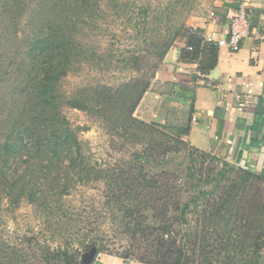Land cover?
I'll list each match as a JSON object with an SVG mask.
<instances>
[{"label": "trees", "instance_id": "16d2710c", "mask_svg": "<svg viewBox=\"0 0 264 264\" xmlns=\"http://www.w3.org/2000/svg\"><path fill=\"white\" fill-rule=\"evenodd\" d=\"M26 3L0 0V83L10 87L0 95V195L12 205L22 199L34 204L44 228L16 244L0 238V264H83L93 246L105 253L64 200L78 185L95 182L104 183V205L130 235L131 246L115 254L126 262L264 264V173L193 147L184 139L189 119L176 136L135 115L177 39L185 42L180 60L197 64L202 75L216 68L218 46L183 23L173 38L158 42L162 47L139 78L66 96L62 79L96 57L77 37L82 26L124 11L121 0H41L27 16L29 33L20 38ZM180 3L191 11V0ZM140 11L150 17V8ZM136 59L120 62L135 67ZM64 106L100 119L113 147L129 159L113 167L92 162L78 136L87 128H72L61 114Z\"/></svg>", "mask_w": 264, "mask_h": 264}, {"label": "rangeland", "instance_id": "374dc122", "mask_svg": "<svg viewBox=\"0 0 264 264\" xmlns=\"http://www.w3.org/2000/svg\"><path fill=\"white\" fill-rule=\"evenodd\" d=\"M40 1L26 0L29 8L18 26L20 38L29 33L27 16ZM180 1L121 0L120 4L124 11L120 10V13L113 14L105 12L106 14L96 23L91 21L82 26V31L77 35L78 39L90 50L95 51L96 57L103 56L105 62L97 64L98 58L91 59L90 56L79 62L77 69L62 79L60 83L62 92L66 96H71L85 86L116 87L139 78L141 73L152 65L150 57L162 47L157 45L161 39L173 38L174 29L192 17L206 14L211 7V0H191L192 9L188 13L187 9L181 7ZM142 8H150L148 12L150 17L140 11ZM176 42L180 43L178 39ZM12 50L16 49L13 47ZM132 56L137 57L135 67L128 68L120 62ZM155 88L160 90L158 85ZM8 89H10L8 85L0 83V95L6 94ZM169 96L170 94L160 100H155L153 95L147 96L135 115L147 122L158 123L170 134L178 136L180 128L187 120L189 107L185 104L177 105L175 99ZM61 114L72 128H87L79 131L78 136L92 162L113 167L120 161L129 159L127 152H121L113 147L111 137L100 119L68 106L61 109ZM105 190L103 182L78 185L64 200L66 208L75 220L88 224L91 235L106 246L105 253L120 255L131 246L130 235L120 226L119 221L110 216L104 205ZM43 228V218L34 204L22 199L19 205H12L7 198L0 195V238L9 239L11 243L16 244L18 238L32 236ZM39 240H42L41 236ZM141 255L142 252H137V256ZM127 262L142 264L131 258Z\"/></svg>", "mask_w": 264, "mask_h": 264}, {"label": "crops", "instance_id": "0c3cea01", "mask_svg": "<svg viewBox=\"0 0 264 264\" xmlns=\"http://www.w3.org/2000/svg\"><path fill=\"white\" fill-rule=\"evenodd\" d=\"M210 5V11L188 19L186 25L201 29L205 37L227 39L243 7L251 29L240 50L218 47V72L213 79L214 69L202 75L197 64L180 60L185 42L178 39L180 43L168 51L139 107L149 95L160 100L170 94L177 105L189 107L188 113L193 108L191 116L187 115L190 132L184 138L193 147L264 173V0H211ZM92 264L134 263L100 253Z\"/></svg>", "mask_w": 264, "mask_h": 264}, {"label": "built area", "instance_id": "2783aa9c", "mask_svg": "<svg viewBox=\"0 0 264 264\" xmlns=\"http://www.w3.org/2000/svg\"><path fill=\"white\" fill-rule=\"evenodd\" d=\"M210 16L214 17L215 13L212 11ZM250 29V16L247 10L242 7L232 21L230 34L227 39L215 40L212 36H206L205 38L208 42L215 43L219 48L227 47L236 52L240 50L243 40L249 36Z\"/></svg>", "mask_w": 264, "mask_h": 264}, {"label": "water", "instance_id": "95a60500", "mask_svg": "<svg viewBox=\"0 0 264 264\" xmlns=\"http://www.w3.org/2000/svg\"><path fill=\"white\" fill-rule=\"evenodd\" d=\"M218 70L215 68L212 72V78L215 79ZM98 256V250L95 246H93L89 251L85 252L82 256L83 264H92L95 258Z\"/></svg>", "mask_w": 264, "mask_h": 264}]
</instances>
